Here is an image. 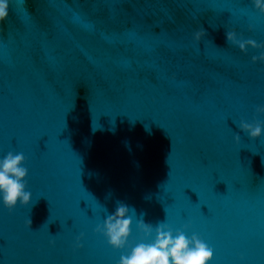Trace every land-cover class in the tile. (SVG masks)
Returning <instances> with one entry per match:
<instances>
[{
  "label": "water",
  "instance_id": "obj_1",
  "mask_svg": "<svg viewBox=\"0 0 264 264\" xmlns=\"http://www.w3.org/2000/svg\"><path fill=\"white\" fill-rule=\"evenodd\" d=\"M229 3L9 0L0 157L23 152L32 196L0 205V264H119L129 249L96 231L118 202L190 226L212 264H264V138L238 126L264 121V49L226 40L259 43L264 24L228 26Z\"/></svg>",
  "mask_w": 264,
  "mask_h": 264
},
{
  "label": "clouds",
  "instance_id": "obj_2",
  "mask_svg": "<svg viewBox=\"0 0 264 264\" xmlns=\"http://www.w3.org/2000/svg\"><path fill=\"white\" fill-rule=\"evenodd\" d=\"M258 11L264 13V0H253ZM9 15V0H0V24ZM206 31L200 29L194 32V40L199 44L206 36ZM227 43L238 46L247 54L249 47L264 49L253 40L238 38L234 30L226 31ZM253 63L264 62V51L259 57H252ZM264 113V106L258 108ZM240 129L252 139L264 138V121L249 123L241 120ZM240 141L239 134L235 137ZM23 152L9 151L0 157V205L12 213L18 204L27 206L31 202V192L28 190L29 169ZM135 209L124 202H118L113 213L107 215L104 223L96 231L102 234L108 244L115 250L129 249L127 254L120 256L119 264H212L214 249L198 234L187 235L188 225L184 230H174L165 220L156 223L145 222L141 216L134 222ZM136 223L141 233V241L134 246L130 244L133 236V226ZM31 226V221L29 220ZM53 243H55L53 241ZM77 245L81 246L80 241Z\"/></svg>",
  "mask_w": 264,
  "mask_h": 264
},
{
  "label": "snow or ice",
  "instance_id": "obj_3",
  "mask_svg": "<svg viewBox=\"0 0 264 264\" xmlns=\"http://www.w3.org/2000/svg\"><path fill=\"white\" fill-rule=\"evenodd\" d=\"M24 2L26 3V0ZM251 3L254 4L253 0ZM224 11L231 13L228 26L231 25L233 28L243 25L246 29L252 28L255 31L257 22L264 24V13L258 11L256 6L254 11H250L249 0H230L222 12ZM228 30H230L229 27ZM247 40H253L257 43L255 38H248ZM257 44L264 45V40H260ZM89 207L92 209L90 202Z\"/></svg>",
  "mask_w": 264,
  "mask_h": 264
}]
</instances>
